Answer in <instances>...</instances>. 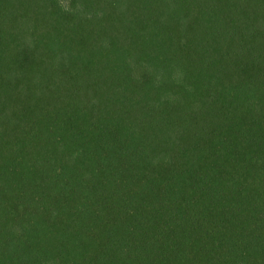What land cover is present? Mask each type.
I'll use <instances>...</instances> for the list:
<instances>
[{
	"label": "trees",
	"instance_id": "trees-1",
	"mask_svg": "<svg viewBox=\"0 0 264 264\" xmlns=\"http://www.w3.org/2000/svg\"><path fill=\"white\" fill-rule=\"evenodd\" d=\"M0 264H264V0H0Z\"/></svg>",
	"mask_w": 264,
	"mask_h": 264
}]
</instances>
